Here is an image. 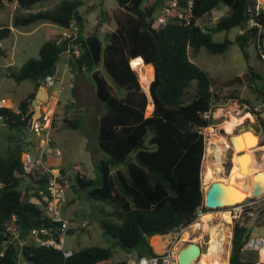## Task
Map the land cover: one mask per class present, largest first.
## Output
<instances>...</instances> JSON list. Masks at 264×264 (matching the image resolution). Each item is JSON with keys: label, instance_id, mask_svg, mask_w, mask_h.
Here are the masks:
<instances>
[{"label": "trees", "instance_id": "trees-1", "mask_svg": "<svg viewBox=\"0 0 264 264\" xmlns=\"http://www.w3.org/2000/svg\"><path fill=\"white\" fill-rule=\"evenodd\" d=\"M45 1L0 0V8L4 4H17L18 10L31 9ZM85 1L62 0L51 9L41 8L35 13L16 16L13 27L48 22L67 28L74 21L80 27L74 43L80 44L81 54L69 60L75 72L91 73L90 81L103 106L93 134L97 148L104 155L94 161L98 173L95 177L78 174L76 179L81 188L89 189L88 198L99 204L103 234L112 242L108 247L74 250L70 257L54 248L22 245L32 229L47 224L49 219L43 215L46 197L38 193L40 189L45 190V179L21 176L23 152L13 151L7 158L0 156V264H132L119 256L115 248L126 254L139 250L138 257L156 255L149 243L150 237L190 226L197 221L199 209L204 213L212 210L204 203L202 189L206 149L203 130L213 124L211 114L215 107L227 100L241 103L246 100L236 95L222 97L221 89H214L216 82L191 60L189 52L196 54L205 48L212 54H223L233 41L227 37L221 42L214 41L213 34L239 27L242 33L237 35V42L247 56L246 42L257 41L259 37L258 27H247L248 7L255 1L195 0L196 19H203L221 7L227 13L210 27L196 22L188 26L168 23L155 27L159 2L116 0L120 7L113 15L116 29L107 34L101 57V64L113 83L95 70L98 63L82 39L80 7ZM11 34L10 26L0 25V56L6 55L2 42ZM260 38L261 41L264 38V27ZM67 44L68 41L47 40L38 58L27 60L7 74L18 83L31 80L34 90L20 101L17 110L8 105L0 108V120L11 128L29 129L32 101L42 81L57 72ZM138 57L151 65L155 73L150 85L154 104L150 116L145 115L148 94L131 66V61ZM252 77L264 101L260 75L253 72ZM194 82L196 85L192 86ZM191 87H194L193 93ZM81 118L66 121L69 127L78 129ZM257 120L264 130L262 117ZM82 132L90 139L86 129ZM13 216L19 231V238L15 240L6 230ZM248 224L247 220L238 221L233 227L229 264H256L255 258L244 255L243 235ZM252 231L248 237L253 236ZM71 232L69 229L68 234ZM114 255L118 256L117 260L113 259Z\"/></svg>", "mask_w": 264, "mask_h": 264}, {"label": "rangeland", "instance_id": "rangeland-1", "mask_svg": "<svg viewBox=\"0 0 264 264\" xmlns=\"http://www.w3.org/2000/svg\"><path fill=\"white\" fill-rule=\"evenodd\" d=\"M61 1L47 0L43 5L39 3V5H34L31 9L19 10L17 4H4L0 8V24L13 27V19L16 16L35 13L41 8L51 9ZM119 9L120 7L116 0H86L84 5L80 7V13L83 16L82 39L87 40L88 37L95 36L102 41V45L104 46L107 42V34L116 29L113 15ZM226 13L227 10L225 7L214 10L201 20V25L210 27ZM58 31H60L59 27L49 25L48 22H35L16 27L14 32L3 40L2 44L6 50V55L0 56V99L7 101L8 106L14 110L18 109L20 101L26 98L34 89V84L31 80H24L18 83L6 74L20 68L27 60L38 58L42 45L47 40H54ZM240 33V28L234 27L228 32L224 31L213 34L214 41L221 42L226 37L233 41L223 54H212L205 48H202L196 54H193L192 51L189 52L191 60L207 72L216 82L214 89H221L220 95L222 97L236 95L240 99L246 100L243 103L237 100H227V103H221L215 107L211 114L213 124L203 130L206 136V149L201 174L202 183L204 184V186L202 184L204 196L212 181L220 180L229 182L230 174H228V165L230 159L233 162L237 156L247 153L250 154L249 149L245 147V143L241 147L234 146L235 149L231 144V149L228 150L227 148L224 151L223 147H221L223 152L220 153V157H222L220 161L222 160V163L220 168L215 165L216 143L219 142V138H224L232 143V137L240 134L237 132L240 129V125L227 131L225 124L231 118L236 123L244 125H247L249 121L260 123L253 116L252 112L253 108L262 101V94L259 92V86L257 87V84L253 81L254 77H252V73H258L260 75L259 84L264 85V61L259 56L260 54L257 51L256 41L254 39L246 42L245 51L247 52V56H245L240 44L237 42V35ZM71 58L66 53L62 56V62L58 63L57 67L64 74V79H57L53 91L48 90L46 98L39 100L36 104V106H39L41 104L40 102H43L41 105L44 108L50 105L51 108L55 109V114L59 119L53 123L51 128V137L57 153L48 154L45 162L61 167L64 174H69V177L64 180L66 203L62 209L63 216L70 219V230L72 231L67 237L66 248L80 250L90 246L108 247L112 241L103 234V229L100 225L102 213L99 210V204L88 198L89 189L81 188L76 179L78 174H85L87 178L95 177L98 174L94 161L98 160L104 154L97 148L93 133L97 130V122L102 113L103 106L98 101L95 88L90 81L91 73L75 72L70 65L69 59ZM11 62V66L8 67L7 65ZM64 63L68 64L66 71H64ZM131 66L137 73L141 87L149 94V86L153 81L154 69L151 65L146 64L141 57L133 59ZM95 70L113 83L105 72L101 61L98 62ZM140 74L146 76L147 84L144 85L142 83ZM228 82H230L228 85L217 86ZM80 84L84 86L81 89L82 92H78L77 90ZM195 85L196 83L194 82L192 86ZM61 87H64L63 92H59ZM193 88L191 87V93L194 92ZM53 95L54 97H52ZM79 97H81L80 100ZM152 112V102L149 99L145 115L150 116ZM79 115L82 118L78 129L69 127L66 120L76 119ZM84 129L91 134L89 141L82 132ZM258 136L259 143L253 148L254 159L250 154V164L252 165H250L246 173L239 175V178H242L244 174L246 175L245 177L249 178L254 172L257 173V171L264 169V130L262 126ZM35 141L36 136L30 129L26 130L22 126L19 128H11L5 121L0 120V156L2 158H7L13 151H22L23 153L30 151L33 153ZM211 166L215 171V177L210 178L208 181L206 178V170ZM249 196L252 195L250 194ZM241 203L246 204L241 216L237 219L231 218L230 224L226 220L224 222L223 214H230L229 212L233 211V207H237ZM241 203L230 207L212 209L207 213L203 212V215L198 216L195 223L188 226L177 248L180 249L189 241H193L200 244L202 248V255L193 264H229L232 251L233 227L236 222L247 220L248 225L256 224L252 231L253 236L264 234V225L260 224L264 220V194L258 197H248ZM206 214L212 215L213 221L209 223L210 226H213L219 221L222 222V229L227 225L230 226V237H224V259L217 263H211L210 258L206 256L212 241L210 230L194 228L195 224L201 222V218ZM83 222H87V226H82ZM160 241L163 242L162 240ZM115 250L119 252V256L125 257L131 263L135 262L138 258L139 250H135L130 255L124 253L120 248H115ZM117 257V255H114L113 259L117 260Z\"/></svg>", "mask_w": 264, "mask_h": 264}, {"label": "built area", "instance_id": "built-area-1", "mask_svg": "<svg viewBox=\"0 0 264 264\" xmlns=\"http://www.w3.org/2000/svg\"><path fill=\"white\" fill-rule=\"evenodd\" d=\"M254 1L248 7L250 19L248 20L247 27L248 29L253 27L259 28V37L255 44L260 54L259 56L264 61V38L262 41L260 38L261 31L264 27V2L263 0ZM155 2L161 4L154 17L155 27H163L168 23L188 26L196 22L201 25L202 19H196L194 14L195 0H147L145 3L151 4ZM79 31L80 27L74 21L69 27L62 28L60 37L58 38V43L68 41V49L64 54H68L69 57L74 55L75 58H78L81 54L80 44L74 43L79 36ZM56 80V73L54 75H48L42 81L39 89L45 91L46 95H48V90L53 91ZM63 91L64 87H61L59 92ZM40 103L42 104L43 102ZM41 104L36 106V113L33 109L29 123V129L36 136L34 152L25 151L23 153L22 172L20 175H34L38 180L45 179V190L40 189L38 193L46 197L47 204L43 207V215L49 220L47 224H42L40 227L32 229L21 244L54 248L63 251L65 257H70L74 253V250L66 248L70 219L62 214V209L66 203L64 180L69 177V174H64L60 167L45 162L48 154L57 153L51 137V128L53 123L59 119L55 114L54 108H51L50 105L44 108ZM6 105H8L7 101L0 99V108ZM252 114L256 120L259 117H262L264 120V101H261L253 108ZM30 193L33 196V193ZM245 205L241 203L237 207H233V211L229 212L231 218H239ZM201 215H203V212L199 209L198 216ZM15 222L16 216H13L6 228L8 234L14 240L19 238V231ZM87 224V222H83L82 226L85 227ZM187 228L188 226H181L172 231L167 245L162 252L156 253V255L138 257L132 264H177V254L179 251L177 245L182 240ZM243 249L253 252H264V236L248 237Z\"/></svg>", "mask_w": 264, "mask_h": 264}, {"label": "water", "instance_id": "water-1", "mask_svg": "<svg viewBox=\"0 0 264 264\" xmlns=\"http://www.w3.org/2000/svg\"><path fill=\"white\" fill-rule=\"evenodd\" d=\"M86 43L95 63L101 61L102 41L95 36H90L86 40ZM152 79L153 80L155 79V73ZM229 83L230 82L226 84H220L217 86H225L228 85ZM149 91H150V86H149ZM45 98H46V92L39 89L37 93V98H35L32 101V106L35 108V113L37 112V107H36L37 102ZM244 129H251L250 131L252 132V134L257 137V142L254 146L256 147L259 143L258 133L260 132L261 125L256 121H252L247 125H244ZM240 131H243V129L240 128L237 132L241 133ZM238 182L239 180L235 178L233 175L230 177L229 182L220 181V180L212 181L208 187L206 195L204 196V203L206 207L210 209H216L219 207H230L238 204L236 202L234 203L236 197L233 196V194L230 191L231 188L235 187L236 185H239ZM251 190H252V196H248V197H258L264 194V186L261 185L260 183L258 184L257 179L253 180V183L251 185ZM251 230H252V226L248 225L243 235V241H246V239L251 233ZM8 236L5 238L6 241L8 240ZM201 255H202L201 245L196 242L189 241L182 248L179 249L177 254V264H193V262L197 260ZM28 260L31 261L30 258Z\"/></svg>", "mask_w": 264, "mask_h": 264}, {"label": "bare ground", "instance_id": "bare-ground-1", "mask_svg": "<svg viewBox=\"0 0 264 264\" xmlns=\"http://www.w3.org/2000/svg\"><path fill=\"white\" fill-rule=\"evenodd\" d=\"M141 76V81L145 85L148 83L146 76L140 74ZM247 134H252L250 131L251 129H244ZM223 143V142H222ZM223 146V145H222ZM221 145H217V148L215 150L216 152V158H218L217 162L215 163L218 168H220L221 162L220 159V153L224 151L221 150L222 147ZM214 148V147H213ZM251 162V156L247 153L241 156H237L235 159L234 163V168L235 169H240V174L241 173H246L247 169L250 167ZM255 173V172H254ZM252 174L249 178L245 177L246 175L244 174L242 178L236 177V175H233L235 178L239 180L238 184L235 187L231 188L230 191L233 194V196L236 197L234 203H241L244 201L250 194L252 195V190H251V185L253 183L254 179H257L258 184L260 183L261 185L264 186V169L260 170L259 172L257 171V175ZM215 177V171L213 167H209L206 170V178L209 181L210 178ZM246 178V179H245ZM245 179V180H243ZM206 180V179H205ZM242 180V181H241ZM241 193V194H240ZM224 222L225 220L230 224L231 222V216L228 213L223 214ZM213 221L212 215L211 214H206L201 218V222L195 224L194 228L195 229H200V230H210L211 236H212V241H211V246L209 248V252L206 255L208 258H210L211 263H217L220 262L224 259V237H230L231 232H230V226L227 225L223 229L221 228L222 222L219 221L218 223L214 224L213 226H210L209 223ZM226 225V223H224ZM212 223V222H211ZM215 223V222H214ZM185 235V234H184ZM183 235V237H184ZM194 235V234H193ZM154 244L155 241L160 239L159 236H155L154 238Z\"/></svg>", "mask_w": 264, "mask_h": 264}, {"label": "crops", "instance_id": "crops-1", "mask_svg": "<svg viewBox=\"0 0 264 264\" xmlns=\"http://www.w3.org/2000/svg\"><path fill=\"white\" fill-rule=\"evenodd\" d=\"M43 9V8H42ZM46 9V8H45ZM226 9V8H225ZM0 25H3V24H0ZM49 25H54V26H57V25H55V24H53V23H49ZM11 27V29H12V32H14V30H15V28L14 27H12V26H10ZM57 27H59V26H57ZM59 29H60V31H58V33H57V35L55 36V39L54 40H57L59 37H60V34H61V31H62V28H60L59 27ZM241 30V29H240ZM241 33H242V30H241ZM2 47H3V44H2ZM4 48V47H3ZM62 62V61H61ZM11 64H12V62L11 63H9L7 66L9 67V66H11ZM68 67V64H66V63H64V71H66V69H68L67 68ZM61 70L57 67V72H56V75H57V79H64V74L63 73H61L60 72ZM63 71V72H64ZM83 73V72H82ZM71 74V73H70ZM7 75V74H6ZM84 75L87 77V78H89V76L88 75H86V73H84ZM84 86L83 85H79L78 87H77V90H78V92H82V88H83ZM34 90V89H33ZM32 90V91H33ZM31 91V92H32ZM80 94V93H79ZM80 98L81 97H79V100H80ZM148 98L151 100V102H152V107H153V109H154V104H153V100H152V98H151V95H150V91H149V94H148ZM34 109V112H35V108H33ZM153 113V112H152ZM79 116H81V115H79ZM250 122H252V121H249L248 123H250ZM260 124V123H259ZM237 125H240V128L241 129H243L244 128V124H240V123H236L235 121H233L232 120V118L225 124V128H226V130L227 131H229L230 129H233V127H236ZM239 128V127H238ZM237 128V129H238ZM84 131V130H83ZM237 131V130H236ZM90 139H91V135H90ZM90 139H88L87 138V140L89 141ZM223 142V143H222ZM256 142H257V137L256 136H254L253 134H247V132H245L244 130L243 131H241V133L240 134H236L234 137H232V143H231V141L230 142H228L227 140H225L224 138H219V142H217L216 144L217 145H223L222 147H223V149L225 150V149H227L228 148V150L229 149H231V144L233 145V148L235 149V147L234 146H236V147H241V146H243V144L245 143V147L247 148V149H249V151H250V154H251V156L253 157V159H254V149L253 148H255L254 146H255V144H256ZM53 145H54V141H53ZM241 153V152H240ZM249 154V155H250ZM215 156H217L216 155V152H215ZM51 158H53V157H51ZM50 160H52V159H50ZM217 160H218V158H216V162H217ZM53 161V160H52ZM215 162V163H216ZM221 163H222V160L220 161ZM49 163V162H48ZM234 163H235V161H233L232 162V160L230 159V161H229V165H228V174H230V177L232 176V175H236V177H238L239 175H241L240 174V169H235L234 168ZM49 164H51V163H49ZM216 165V164H215ZM61 168V167H60ZM62 169V168H61ZM239 178V177H238ZM261 225H264V220L262 221V223H260ZM256 224H252L251 226H252V230L254 229V226H255ZM258 225V224H257ZM251 230V231H252ZM170 233H168V234H164V235H154V236H152V237H150L149 238V243H150V245L153 247V250H154V252L155 253H160V252H162L164 249H165V247H166V245H167V242H168V240H169V238H170ZM260 235H264V234H260ZM155 236H159L160 237V239H158V240H156L155 241V244H154V237ZM160 240H162L163 242H161ZM253 253H255L256 254V256H255V254L253 255ZM131 254V253H130ZM129 254V255H130ZM244 255H245V257L246 258H255L254 260L256 261V264H264V252H253V251H249V250H245V253H244Z\"/></svg>", "mask_w": 264, "mask_h": 264}]
</instances>
